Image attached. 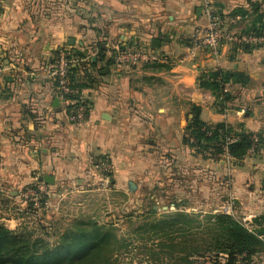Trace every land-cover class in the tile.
<instances>
[{"label":"crops","instance_id":"0c3cea01","mask_svg":"<svg viewBox=\"0 0 264 264\" xmlns=\"http://www.w3.org/2000/svg\"><path fill=\"white\" fill-rule=\"evenodd\" d=\"M262 1L214 4L224 17L245 13L225 26L245 33L254 21L264 23ZM256 3L259 9L253 12ZM201 4V0H0L1 225L14 232L33 228L37 233H62L72 218L86 216L98 197L129 193L137 202L145 191L162 187L166 198L168 185L175 186L176 181L180 185L174 197L192 199L188 208L180 206L184 210L196 209L207 198L215 204L226 192L241 220L252 223L264 214V45L242 49L243 45L224 43L215 54L200 49L190 53L192 29L205 21ZM154 38L162 42L157 49L150 46ZM98 40L106 58L121 45L155 50L167 61L108 64L94 55ZM58 49L79 58L74 66L85 68L75 74L76 83H83L78 89L87 104L79 128L67 120L70 99L57 97L50 75ZM215 69L248 78L245 83H226L229 98L221 109L214 94L198 83L201 75ZM192 105L206 123L226 122L237 131L259 134L258 150L238 161L196 154L182 141ZM99 160L109 164L102 173ZM44 175L53 177L52 184L42 181L45 204L30 216L17 210L26 205L23 188ZM128 181L136 185L133 191ZM213 206L211 211L216 210Z\"/></svg>","mask_w":264,"mask_h":264},{"label":"trees","instance_id":"16d2710c","mask_svg":"<svg viewBox=\"0 0 264 264\" xmlns=\"http://www.w3.org/2000/svg\"><path fill=\"white\" fill-rule=\"evenodd\" d=\"M259 4L252 7L253 12L259 9ZM235 15L244 17L246 14L236 13L232 16ZM245 33L264 35V23L254 21ZM236 45H243L242 49L254 46L245 43L233 44V47ZM59 51L60 49L55 52V60ZM78 55L83 56L82 53ZM95 57L100 61L106 60L108 64L113 60L112 53L106 58V49L101 44L97 45ZM80 72H85V68H69L70 81L77 88L83 86V83H76L75 80V74ZM234 80L245 83L248 78L237 72L215 69L201 75L198 83L200 87L209 89L214 94L215 105L221 109L229 98L225 85ZM191 111L192 116L184 127L182 141L194 149L196 154L210 158L227 155L238 161L248 153L258 150L261 144L259 134L237 131L226 122L206 123L200 119V109L195 105H192ZM252 226L253 228L246 227L225 212L206 215L200 227V235L194 239L197 235L188 230L181 241L182 252L185 249L184 260L191 263L190 257L196 255L203 258L202 264H253L256 255L264 250V214L254 217ZM112 240L114 241L112 232L96 224L90 229L75 231L68 226L55 244H49L40 237H26L0 224V264H103V256L109 250ZM168 247H174L172 241Z\"/></svg>","mask_w":264,"mask_h":264},{"label":"rangeland","instance_id":"374dc122","mask_svg":"<svg viewBox=\"0 0 264 264\" xmlns=\"http://www.w3.org/2000/svg\"><path fill=\"white\" fill-rule=\"evenodd\" d=\"M100 43V40L96 41V52L97 45ZM86 61L89 60L86 59ZM101 161L103 160H99L98 163ZM178 178L179 176L176 177L177 180ZM176 183L175 186L173 182L170 186L168 185L170 189H167L166 198L162 196L164 193L162 187L152 189L149 193L145 191L137 202L131 200L129 193L120 197H98L95 200L96 205L93 204L90 207L86 216L72 218L66 227L69 226L70 230L75 231L90 229L96 224L109 229L114 241L112 240L109 250L103 256V264H202L203 258L196 255L190 257L191 263H186L185 249L182 252L181 241L188 230L197 235L193 237L196 239L200 235L204 217L215 212H225L246 227L253 228L249 220H241L234 199L230 194H225L226 192L220 193L221 195L214 200L215 204H209L207 198L196 209L184 210L180 206L188 208L192 199L179 201L177 197H174L175 188L180 185L179 182L176 181ZM177 190L176 193H178ZM209 205H214L216 210L211 211ZM227 206L229 209L224 211ZM20 233L32 239L40 237L49 244H55L63 232L46 230L43 233H37L33 228H26ZM171 241L174 247L169 248ZM254 261L253 264H264V250L256 255Z\"/></svg>","mask_w":264,"mask_h":264},{"label":"built area","instance_id":"2783aa9c","mask_svg":"<svg viewBox=\"0 0 264 264\" xmlns=\"http://www.w3.org/2000/svg\"><path fill=\"white\" fill-rule=\"evenodd\" d=\"M201 11L205 18L203 24H198L192 29L190 35V53L197 49L208 50L217 53L218 48L227 43L233 44H251L264 45V36H256L247 33H236L225 28L228 23H235L242 19L240 15L224 17L215 7L214 0H201ZM112 59L115 65H136L147 63H165L167 57L152 49L132 48L126 46H114L112 51ZM79 58L69 57L63 50L58 53L57 62L54 64L50 72L51 77L57 84V97L62 100L69 101V107L66 111L67 120L74 126L79 128L86 118L87 104L84 103L80 91L77 87L72 86L69 78V68L74 66ZM1 69V67H0ZM69 95L76 97L70 98ZM228 158L227 155H224ZM99 171L102 173L109 168V164L103 160L97 164ZM46 194V185L42 181L34 180L28 183L22 190L23 200L26 205L17 208L30 216L37 213L44 204ZM231 206V205H230ZM227 206L224 211H227ZM231 211V209H230Z\"/></svg>","mask_w":264,"mask_h":264},{"label":"water","instance_id":"95a60500","mask_svg":"<svg viewBox=\"0 0 264 264\" xmlns=\"http://www.w3.org/2000/svg\"><path fill=\"white\" fill-rule=\"evenodd\" d=\"M166 39H168V35H166V36L164 37V40H166ZM70 42L72 43L73 40L70 39ZM161 43H162V42L160 41V39H155V38H154V39L151 40V42H150V46H151L152 48L157 49V48H159V46H160ZM93 59H94V57H93ZM55 102H57V99H55ZM40 180L43 181V182L46 183V184H52V183H53V177H52V175H44ZM127 187H128V189H129L130 191H133V190L135 189L136 185L134 184V182H132V181H128V183H127Z\"/></svg>","mask_w":264,"mask_h":264}]
</instances>
